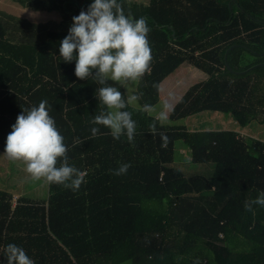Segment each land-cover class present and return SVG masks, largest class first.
Segmentation results:
<instances>
[{
    "label": "trees",
    "instance_id": "1",
    "mask_svg": "<svg viewBox=\"0 0 264 264\" xmlns=\"http://www.w3.org/2000/svg\"><path fill=\"white\" fill-rule=\"evenodd\" d=\"M32 12L60 13L61 21L35 25L0 12V153L23 109L47 100L69 147L70 164L87 173L73 192L48 183L41 202L0 190V264L5 248L23 247L35 264H110L115 242L131 240V264H264V207L245 201L264 191V142L235 131L165 127L143 104L160 102L159 87L183 64L208 78L192 86L169 120L219 113L246 129L264 124V0H156L125 4L146 17L153 61L129 106L134 141L112 137L91 121L106 106L94 79L80 80L65 63L60 42L88 0H16ZM232 46H236L231 49ZM240 74H231L225 66ZM125 93L121 82L109 81ZM158 85V87H153ZM156 125L155 132L152 125ZM100 134L91 138V128ZM181 142L207 175L176 166ZM130 163L126 175L112 174Z\"/></svg>",
    "mask_w": 264,
    "mask_h": 264
},
{
    "label": "clouds",
    "instance_id": "2",
    "mask_svg": "<svg viewBox=\"0 0 264 264\" xmlns=\"http://www.w3.org/2000/svg\"><path fill=\"white\" fill-rule=\"evenodd\" d=\"M72 19L69 34L60 42L59 53L65 63L75 61L78 79L91 78L101 85L95 95L107 111L95 115L91 123L110 129L116 140L126 136L132 143L137 122L126 109L139 101L142 94H129L127 88L126 93H122L120 88L108 82L127 85L151 72L153 55L148 19L126 14L119 0H94L87 10H81ZM50 108L47 100H41L38 106L23 109L7 136L4 155L9 160L22 161L33 180L43 179L76 192L86 183L87 173L70 164L69 147L50 116ZM142 110L145 113L156 111L155 106L147 103L143 104ZM167 118L166 111L157 115L159 121ZM155 129L153 124L152 131ZM90 131L91 138L100 134L99 127H92ZM130 168V163H122L111 171L121 176ZM253 205L264 207V191L257 198L246 200L245 210L253 212ZM5 257L7 264H35L26 250L14 243L6 246Z\"/></svg>",
    "mask_w": 264,
    "mask_h": 264
},
{
    "label": "rangeland",
    "instance_id": "3",
    "mask_svg": "<svg viewBox=\"0 0 264 264\" xmlns=\"http://www.w3.org/2000/svg\"><path fill=\"white\" fill-rule=\"evenodd\" d=\"M88 1L91 3L94 2V0H88ZM0 12H3L4 14L13 15L18 19H21L22 21H29L35 25L46 24L50 21H56V22L61 21L60 13L32 12L24 8L19 2H16V0H0ZM191 69L193 68L191 67ZM198 72L202 73V71L200 70H198ZM204 79L197 77L196 72H194V70H190L189 72L186 70H184V72L178 71L175 74L174 78L170 80L171 81L170 84L172 83V81L175 84L174 87H170V85L166 86L167 83L165 84L164 82L160 84L159 96L162 97L164 101H160L155 106L156 111L149 114L153 116L158 115L160 111H166V113H168L169 112L168 109L169 108L173 109L174 106L181 100L183 95L192 86L206 80ZM138 83L139 80L129 83L127 85L122 83L124 86L125 93L128 90L129 94H133L137 89ZM125 88H127V90ZM165 104L168 106L167 108H165ZM130 106L134 108H139L137 102ZM210 115L213 119H216V123L215 121L208 120V117ZM223 116L224 115L219 113H212V114L206 113V114L197 115L191 118L190 120H179V121H171L169 120V116H168L167 120L160 122L165 127H171V128L186 127L190 131L191 130L221 131L223 129L225 131L234 130V127L232 126L233 125L232 118H228L227 120L223 118ZM193 119H197L196 120L197 123H195V120ZM203 119H205V121ZM215 124L221 126L216 128ZM193 126H195V129H192ZM235 131H237V133H239V135L243 136L244 138L247 139L253 138L264 142V124H259L254 122L246 129H242V128L240 129L237 126V130L235 129ZM2 157L3 154L0 153V186H1L0 190H4L11 193L13 196L14 203H16V201L21 197H25L28 200H32L36 202H41L42 200L46 199L48 194L47 181L43 179L39 181L33 180L30 174L26 172L25 170L26 165L22 161L9 160L10 162H8L7 160L6 163L1 161ZM6 158L7 157L5 156V159ZM175 160H176V166L181 168L184 172L188 173V175H196V174L207 175L208 173H211L213 169L211 165L192 164L190 153L188 149L181 142H178L175 145ZM126 255L130 256L129 252ZM126 255L125 257H122L120 260L126 258ZM119 257L120 256H116L114 257L113 260L119 261L118 260ZM119 264H131V258L128 259L127 261L124 260Z\"/></svg>",
    "mask_w": 264,
    "mask_h": 264
},
{
    "label": "crops",
    "instance_id": "4",
    "mask_svg": "<svg viewBox=\"0 0 264 264\" xmlns=\"http://www.w3.org/2000/svg\"><path fill=\"white\" fill-rule=\"evenodd\" d=\"M122 1H124L126 4H128V6H131V5H134V4H137L138 6H140V7H146V6H148V5H150V4H152L153 2H155L156 0H119V2L121 3ZM125 6V4L123 5V7ZM188 66H190V65H187V64H183L174 74H172L171 76H169L165 81H163L165 84H166V86H168V85H170V87H174V83H173V81H172V83L170 84V80H172V78H174V76H175V74L178 72V71H183L184 72V70H186V71H190V70H194V72H196V75H197V77H199V78H202V79H207V74H204L203 72L201 73V72H198V70H196L194 67H192V66H190V67H188ZM191 67L193 68V69H191ZM183 76H184V74H183ZM204 79V80H205ZM175 80V79H174ZM178 80V79H177ZM160 101H164L163 99H162V97H160ZM166 105V104H165ZM169 110V112L167 113L168 114V116H169V113L171 112V110H172V108H169L168 109ZM202 114H206V113H202ZM199 115H201V114H199ZM213 116V115H212ZM156 117H157V115H156ZM191 118H193V117H191ZM191 118H189V119H187V120H190ZM223 118H225V119H227L228 120V118L227 117H225V116H223ZM193 120H195V123H197V119H193ZM204 121H205V119H203ZM208 120L209 121H215V123H216V119H213L212 117H211V115L208 117ZM207 120V121H208ZM232 122H233V127H234V130H232V131H235V129L237 130V124H236V122L232 119ZM231 122V123H232ZM216 125V124H215ZM221 125H216V128H218V127H220ZM192 129H195V126H193V128ZM191 131H198V130H191ZM201 131H209V130H201ZM211 131H215V130H211ZM221 131H224V129L223 130H221ZM235 132H237V131H235ZM8 160V162H10L9 161V159L8 158H6L5 159V156H4V154H3V157H2V162H6ZM7 163V162H6ZM0 189H1V186H0ZM132 251V241L131 240H124V241H118V242H115L114 244H113V246H112V251H111V263L110 264H119L120 262H122V261H124V260H128V259H130L131 258V254H130V252ZM128 252H129V255L130 256H128V255H126V254H128ZM125 255H126V258H124V259H122V260H120L122 257H125ZM116 256H120L119 257V261H116V260H113L114 259V257H116Z\"/></svg>",
    "mask_w": 264,
    "mask_h": 264
},
{
    "label": "water",
    "instance_id": "5",
    "mask_svg": "<svg viewBox=\"0 0 264 264\" xmlns=\"http://www.w3.org/2000/svg\"><path fill=\"white\" fill-rule=\"evenodd\" d=\"M234 47H236V46H232L231 49L234 48ZM229 51H230V49L227 51V53H226V55H225V66H226V69H227L231 74L238 75V74H240V73L233 71V70L230 68V66L228 65V63H227V54H228ZM260 66H263V67H264V63L260 64Z\"/></svg>",
    "mask_w": 264,
    "mask_h": 264
}]
</instances>
